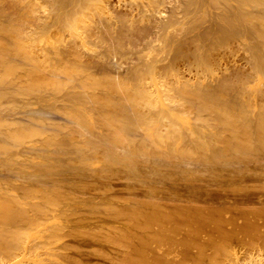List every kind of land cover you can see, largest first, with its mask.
Segmentation results:
<instances>
[{"label": "bare ground", "instance_id": "6f19581e", "mask_svg": "<svg viewBox=\"0 0 264 264\" xmlns=\"http://www.w3.org/2000/svg\"><path fill=\"white\" fill-rule=\"evenodd\" d=\"M247 179L264 0H0V264H264Z\"/></svg>", "mask_w": 264, "mask_h": 264}, {"label": "rangeland", "instance_id": "374dc122", "mask_svg": "<svg viewBox=\"0 0 264 264\" xmlns=\"http://www.w3.org/2000/svg\"><path fill=\"white\" fill-rule=\"evenodd\" d=\"M112 181H111V187H112V189L110 188L109 190H106L105 191V193H110L111 195L113 194V197L114 198H120V194H121V197H124V196H128V195H130V193H129V190L127 189V188H125V187H123L124 185H123V179L121 178L120 180H119V177H113L112 179H111ZM258 181H256V180H254V179H247V183H249V185H252L253 187H250V189H248V197H250L249 199L252 201V203H249V204H253L254 202H256L258 199L259 200H261V199H263L264 198V194L263 193H261L260 192V190H258L257 189V187L256 186H258L259 185V183H257ZM257 183V184H256ZM115 192H114V191ZM132 189H130V191H131ZM133 190H137L136 188L135 189H133ZM109 191V192H108ZM113 191V192H112ZM118 192V193H117ZM93 193H95V194H98V193H101L100 192V190H93ZM227 193V196H228V201H232V199H236V200H238L240 197H243V196H239L238 194H234V193H231V192H226ZM115 194H116V197H115ZM118 194V195H117ZM123 194V195H122ZM98 216V215H97ZM97 216L96 217H93V218H91V220L92 219H96L97 218ZM99 218H97L98 220H101L100 222L102 223V224H104L105 225V223L107 224V222L109 223V221H111V219L110 218H108V217H104V216H98ZM102 219H101V218ZM106 219V220H105ZM103 220V221H102ZM179 237H180V235H179ZM86 240H88V242H89V244H91L90 246H88V245H83L84 247H81V249H85V248H87V250H89V248H95V246L97 247V248H99V246H101V248H104V250H106V251H108V252H111L112 251V249L114 250L115 248L112 246V245H110V244H107L106 242H105V244H102V245H104V246H102V245H99V241H96V242H94V240H90V239H87L86 238ZM91 241V243H90V241ZM101 243H103V242H101ZM81 246H82V244H80ZM108 245V246H107ZM93 246V247H92ZM89 247V248H88ZM106 247H108V248H111V249H108V248H106ZM113 247V248H112ZM178 248V247H177ZM177 248H176V250H177ZM181 248V247H180ZM180 248H178L179 250H181ZM178 251V250H177ZM193 251V250H192ZM91 256V257H90ZM93 256V257H92ZM89 261H90V263L91 262H97V263H104V262H106L105 261V259L104 258H102L101 256V258L98 256V255H96L95 254V256H94V254H88V256L86 255L85 256ZM98 258V259H97ZM92 260V261H91ZM96 260V261H95ZM104 260V261H103ZM88 261V262H89ZM99 261V262H98Z\"/></svg>", "mask_w": 264, "mask_h": 264}]
</instances>
